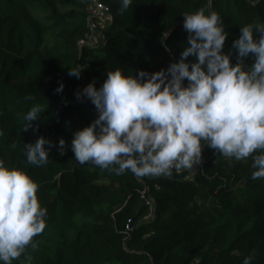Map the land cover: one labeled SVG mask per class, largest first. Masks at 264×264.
Segmentation results:
<instances>
[{
  "label": "trees",
  "instance_id": "1",
  "mask_svg": "<svg viewBox=\"0 0 264 264\" xmlns=\"http://www.w3.org/2000/svg\"><path fill=\"white\" fill-rule=\"evenodd\" d=\"M91 2L0 0V159L31 176L47 209L46 227L34 238L38 248L28 250L31 264H243L253 250L251 264H264V179L251 178V158L229 161L205 146L194 177L173 170L171 178L142 179L75 159L73 133L96 116L92 103L78 101L76 92L93 80L99 88L107 71L117 67L135 75L178 62L187 37L183 14L209 0H133L123 15L120 0H103L111 18L103 27L104 44L96 47L79 45L89 33ZM211 5L224 22L225 51L242 25L264 23V0H211ZM69 68H78L81 77H70ZM61 83L63 92L57 93ZM33 104L45 111L33 129L22 132ZM40 136L57 147L47 164L29 165L23 144ZM61 138L68 148L63 156ZM143 191L154 202L149 219ZM12 264L27 262L21 256Z\"/></svg>",
  "mask_w": 264,
  "mask_h": 264
},
{
  "label": "clouds",
  "instance_id": "2",
  "mask_svg": "<svg viewBox=\"0 0 264 264\" xmlns=\"http://www.w3.org/2000/svg\"><path fill=\"white\" fill-rule=\"evenodd\" d=\"M132 4L133 0H120L118 14ZM211 9L209 0L206 7L183 14L187 37L178 62L154 73L135 71V75L117 67L107 71L99 88L93 80L76 92L78 101H90L96 111L89 126L73 133L70 148L77 162L116 175L130 171L141 179L171 178L173 170L202 164L207 146L229 161L251 158V178L264 179V23L242 25L239 37L225 51L224 22ZM249 57L250 64L246 63ZM81 73L78 68L68 71L77 79ZM63 89L61 83L55 91ZM44 111L43 105L33 104L23 116L22 132L33 129ZM66 144L59 140V155L66 153ZM53 147L57 145L43 136L24 143L26 163L47 164ZM38 187L24 169L8 167L0 159L3 264L21 256L31 264L28 250H37L39 241L34 238L46 227L47 209L41 207ZM254 256L255 250L243 264H251Z\"/></svg>",
  "mask_w": 264,
  "mask_h": 264
},
{
  "label": "built area",
  "instance_id": "3",
  "mask_svg": "<svg viewBox=\"0 0 264 264\" xmlns=\"http://www.w3.org/2000/svg\"><path fill=\"white\" fill-rule=\"evenodd\" d=\"M89 17V33L79 40V45H88L91 47H96L104 44L105 34L103 32V27L111 18L110 6L103 2V0H92L91 4L88 6ZM203 164V163H202ZM202 164L194 165L191 169H183L189 172V177H194L198 170L201 168ZM142 197L149 204V213L144 216L145 219L153 217L154 214V202L152 199L146 198L145 192H142ZM127 229L130 230L128 227Z\"/></svg>",
  "mask_w": 264,
  "mask_h": 264
},
{
  "label": "rangeland",
  "instance_id": "4",
  "mask_svg": "<svg viewBox=\"0 0 264 264\" xmlns=\"http://www.w3.org/2000/svg\"><path fill=\"white\" fill-rule=\"evenodd\" d=\"M32 9H33L34 12H36V8H33V7H32ZM190 178H192V177H190Z\"/></svg>",
  "mask_w": 264,
  "mask_h": 264
},
{
  "label": "water",
  "instance_id": "5",
  "mask_svg": "<svg viewBox=\"0 0 264 264\" xmlns=\"http://www.w3.org/2000/svg\"><path fill=\"white\" fill-rule=\"evenodd\" d=\"M144 202V201H143Z\"/></svg>",
  "mask_w": 264,
  "mask_h": 264
}]
</instances>
